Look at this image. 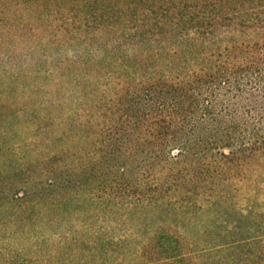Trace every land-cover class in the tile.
I'll return each instance as SVG.
<instances>
[{
  "label": "trees",
  "instance_id": "obj_1",
  "mask_svg": "<svg viewBox=\"0 0 264 264\" xmlns=\"http://www.w3.org/2000/svg\"><path fill=\"white\" fill-rule=\"evenodd\" d=\"M0 85V264H264V0H0Z\"/></svg>",
  "mask_w": 264,
  "mask_h": 264
},
{
  "label": "rangeland",
  "instance_id": "obj_2",
  "mask_svg": "<svg viewBox=\"0 0 264 264\" xmlns=\"http://www.w3.org/2000/svg\"><path fill=\"white\" fill-rule=\"evenodd\" d=\"M0 90H1V85H0ZM1 99V98H0ZM18 99L19 100H21V101H25L26 99L25 98H21L20 96L18 97ZM3 157H4V155L3 156H0V165H1V160H3ZM66 164V163H65ZM64 164V165H65ZM64 224V223H63ZM63 227V226H62ZM197 229H198V227H194V226H192L191 228H190V230L191 231H193L192 233H198V231H197ZM195 236H197L196 234H195ZM132 249V248H131ZM131 253V252H130ZM130 255V254H129ZM201 262H200V264H218L219 262L216 260V257H203L201 260H200ZM81 263H83V262H80V263H78L77 261H70V262H64L63 264H81ZM85 264H88V263H86L85 262ZM90 264H91V262H90Z\"/></svg>",
  "mask_w": 264,
  "mask_h": 264
}]
</instances>
